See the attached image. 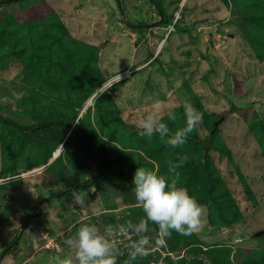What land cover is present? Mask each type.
Wrapping results in <instances>:
<instances>
[{"label":"rangeland","instance_id":"1","mask_svg":"<svg viewBox=\"0 0 264 264\" xmlns=\"http://www.w3.org/2000/svg\"><path fill=\"white\" fill-rule=\"evenodd\" d=\"M120 1L132 26L121 19L116 0L0 3V23L28 26L30 35L45 29L34 39L43 55L50 37L42 21L50 22L52 10L64 57L48 70L47 59H37L27 38L22 57L0 63V114L6 118L5 124L0 122V264H46L49 256L72 255L67 240L84 223L96 225L101 233L111 227L117 264L127 261L129 245L138 239L127 225L146 219L141 208L136 214L128 211L137 205L129 204L135 198L134 185L115 176L87 182L101 171L96 150L73 140L65 144L70 130L60 140L62 128L23 127L58 112L75 113L74 125L88 110L95 132L118 159L124 151L146 157V150L163 143L160 153L154 151L162 156L160 163L174 149L179 161L201 154L202 147L218 175L215 185L230 197L223 198L228 208L210 205L209 220L199 191L206 190L203 180L187 171L189 164L178 168L179 183L189 185L191 196L205 209L194 232L197 241L176 243L173 231L162 236L148 222L142 234L149 240L148 255L132 264H165L167 257L177 264H210L214 256L207 248L214 246L227 248V264H262L256 254L264 253V234H251L264 229V57L249 41L262 34L255 19L263 15V0H161L169 21L149 28L137 25L159 19L150 0ZM53 48L59 53L58 46ZM103 92L100 106L112 104L118 113L109 125L93 117L94 101ZM46 95L58 103L52 110L44 104ZM185 101L202 120L181 147L165 144L157 133L151 138L138 134L137 125L150 111L172 132L183 127ZM169 111L176 121L168 119ZM189 141L195 143L194 150ZM66 184L77 186L82 204L74 202L73 192L67 195L75 189L60 193ZM38 207L39 215L33 214ZM46 235L57 249L47 247ZM251 253L254 258H249Z\"/></svg>","mask_w":264,"mask_h":264},{"label":"trees","instance_id":"2","mask_svg":"<svg viewBox=\"0 0 264 264\" xmlns=\"http://www.w3.org/2000/svg\"><path fill=\"white\" fill-rule=\"evenodd\" d=\"M3 1V0H0ZM25 0H20V2H23ZM151 3L153 4L156 2L159 5L160 10L163 12L162 9V2L161 0H150ZM121 2V1H120ZM264 2V0H263ZM260 12L263 13L262 17L257 16V19H255V25L257 28L261 31L262 34L260 35H255L250 39V44L254 46L255 53L260 56L264 57V6L260 8ZM49 13L52 14L50 18V22L48 21H42V24L46 25L47 28L46 30L48 33L46 34V37H50L48 40H46V44L48 41L50 42L47 50L45 51L44 55L41 52H37V49L34 47V39H36L38 36L41 34L46 33L45 29H39L36 33L31 34L30 28L27 26L24 29V25L20 28L17 26V24L10 23L6 24L5 21L0 23V63H6L15 57H22L23 55L20 53H25L27 50V44H24L25 41H27L32 45L31 48L36 50L34 55L38 58H43L45 57L47 59V68L48 70L51 68L52 64L54 63H59V62H64V57L60 51V49L63 47V43L59 42L61 39V34L60 35H54L55 30H57V23L56 21L58 20L55 17V14H53L52 10H49ZM164 14V12H163ZM168 19L165 17L161 22L163 23H168ZM54 30V31H53ZM53 31V32H52ZM58 46L59 48V53L56 52V50L53 48ZM38 48V46H37ZM53 48V49H52ZM72 80V78H67V81ZM104 92L100 94L94 101V113L93 117L96 123H105L109 125L110 122H114L117 119L118 113L116 110L111 107V105H107L106 107L100 106V101L103 98ZM43 96V94H42ZM49 99L45 101V105L47 109L52 110L53 106L56 105L57 103L55 98L51 95L48 96ZM56 97L59 101L61 100V95L59 93L56 94ZM45 98V94L43 96ZM58 105V103H57ZM91 112L88 110L87 114L85 117H82L76 122L74 125H71L72 122L74 121L75 113L74 114H66L65 112H58L55 115H52L50 117H47L46 119H43L35 124H32L30 126L24 125V129L28 128H34L43 125L44 123L51 122L49 124L43 125L40 127L39 131L42 130H50V129H55V128H62L63 132L61 133L60 140L66 135L67 131H69V134L66 137V140L64 143L69 142L70 140L76 141L81 146L92 148L93 150H96L97 153L100 156V168L103 170L98 176L96 175L95 177H91L87 180V182H92L95 180V182H100L104 180L108 176H115L117 178H121L123 180L122 183L124 184H131L133 175L135 172V169L137 167H140L141 163H143L145 168L149 169H154V166L156 163V168L159 169L160 173L166 174L168 173L167 169V163L169 161L172 162H179L178 161V154H177V149H174L169 152V154L164 158V162H161L162 156L160 154L155 155L154 151L160 153V150H163V143H156L154 144V150H146L147 155L146 157L141 156L140 152H131V151H124L121 153L119 159L114 157V150L108 148L104 142L99 138L97 133L95 132L94 126L92 125L91 121H89V116ZM0 122L5 124L6 118L5 116H2L0 114ZM20 127V126H18ZM38 129V128H37ZM173 129V128H171ZM264 139V137H263ZM188 145H190L193 150L195 149V143L189 141ZM181 147V146H180ZM206 149V148H204ZM185 152V151H184ZM197 155L191 156V159L188 158L186 162L183 163L184 165L189 164L187 171L195 177V179H202L206 190L205 189H199V191L204 195L202 201L207 203L209 207V220L211 218V212H210V205L213 202L220 203L222 206H225L228 208V204L225 205L223 204V201L225 197H229V194L227 191H222L217 186L215 185L216 183V177L218 179V175L215 172V169L211 165L210 161L207 158V153L203 151V148L201 147V154L196 153ZM134 155L137 156V160H134ZM118 160V161H117ZM192 160V161H191ZM117 161V164L115 165ZM156 161H159L158 163ZM107 162V163H105ZM115 165V167H114ZM116 166L118 169H116ZM114 167V168H113ZM178 171V169H177ZM191 176V177H192ZM82 185V184H80ZM76 185L73 184H66L65 189L74 187ZM178 186H182L187 189L188 193L191 195L189 185H183L179 183ZM85 189V187H82ZM77 191V189L73 190ZM73 191H70L67 193V195L71 194ZM223 199L220 201V199ZM226 200V199H225ZM227 199L226 201H229ZM129 204H135L136 199L129 198ZM39 208H37V214L39 215ZM140 210V207L138 205H132L128 207L129 212H133L136 214ZM139 214V213H138ZM141 216V214H139ZM141 220L143 217L140 218ZM177 241L176 243H184L187 242L188 244L192 245L194 242L193 240L197 241V236L193 233L191 235H182L176 231H173V234L171 235ZM170 243V242H169ZM210 249V254L213 255V259L210 264H227L228 261V254H227V248L223 246H214ZM260 254L261 258L258 259V261L262 264H264V253H257L256 255ZM249 258H254L255 253H251L250 255L248 254ZM165 264H177L170 257H167L165 260ZM181 264V263H179ZM186 264H201V263H195V261H190Z\"/></svg>","mask_w":264,"mask_h":264},{"label":"clouds","instance_id":"3","mask_svg":"<svg viewBox=\"0 0 264 264\" xmlns=\"http://www.w3.org/2000/svg\"><path fill=\"white\" fill-rule=\"evenodd\" d=\"M185 125L172 132L167 123L162 122L154 112H148L137 125L140 136L151 138L154 133L165 144L172 148L182 146L189 135L201 122L202 115L193 105L187 101L183 104ZM168 119L176 121L174 112L167 113ZM105 137L103 140H107ZM187 157H182L179 162L167 163L168 175L160 173L159 169L137 167L135 169L132 184L133 192L138 207L143 210L146 219L139 224L129 223L127 228L135 232L138 239L129 245L128 259L125 264H132L138 257L148 255L149 240L142 235L148 231L147 223L158 227L162 236H169L172 231L182 235H191L200 229L204 206L195 197L191 196L187 189L178 186L180 173L178 168L183 166ZM73 200L76 204H82V197L73 191ZM113 231L111 227L104 233L94 224L84 223L78 228L74 236L68 238L67 244L72 255L49 256L46 264H117V246L110 239Z\"/></svg>","mask_w":264,"mask_h":264},{"label":"water","instance_id":"4","mask_svg":"<svg viewBox=\"0 0 264 264\" xmlns=\"http://www.w3.org/2000/svg\"><path fill=\"white\" fill-rule=\"evenodd\" d=\"M11 1H16V0H3V1H0V3H8V2H11ZM116 2H117V7H118V10H119V13H120L121 19L123 20V22H124L125 24L132 26L133 24H131V23L129 22V20H127V18H126V15H125V13H124V11H123V8H122V5H121L120 0H116ZM153 5H154V6L156 7V9H157V13H158V15H159V19L156 20V21H154V22H152V23H149V24H138L137 26H139V27H146V28H149V27L157 26V25H159V24L161 23V21H162L163 18H164V14H163V12L160 10L159 5H158L156 2H154ZM138 39H139V38H138ZM49 123H51V122L44 123L43 125H46V124H49ZM43 125H41V126H43ZM41 126L34 127L33 129H37V128L41 127ZM105 163H106V162H105ZM102 171H103V170H101V171L97 174V176H98ZM92 182H93V181H92ZM76 187H77V186H74V187H71V188H68V189L62 190L60 193L63 194V193H65V192L69 191V190L75 189ZM38 205H39V204H38ZM33 214L36 215V210H35V209L33 210ZM29 218H30V216H28V217L26 218V220H25L24 224L22 225V228H21V230H20V232H19V235H20L21 232L23 231V228H24L25 225L27 224V221L29 220ZM263 234H264V229L252 233L251 236H252V237H257V236H260V235H263ZM19 235H18L17 237H19Z\"/></svg>","mask_w":264,"mask_h":264},{"label":"built area","instance_id":"5","mask_svg":"<svg viewBox=\"0 0 264 264\" xmlns=\"http://www.w3.org/2000/svg\"><path fill=\"white\" fill-rule=\"evenodd\" d=\"M44 240H45V243L47 245V247H49V244L51 245V248H58V244L57 243H52V240H49L48 243H47V240L49 239V237L46 235V236H43Z\"/></svg>","mask_w":264,"mask_h":264}]
</instances>
